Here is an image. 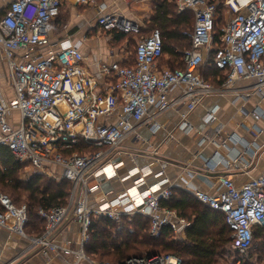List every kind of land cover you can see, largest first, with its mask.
Here are the masks:
<instances>
[{
  "label": "built area",
  "instance_id": "obj_1",
  "mask_svg": "<svg viewBox=\"0 0 264 264\" xmlns=\"http://www.w3.org/2000/svg\"><path fill=\"white\" fill-rule=\"evenodd\" d=\"M97 2L0 0V65L6 63L13 95L10 98L0 86V146L7 147L36 176L68 181L72 188L67 206L37 211L44 224L39 237L25 232L26 206L16 207L0 194V228L29 240L30 247L40 248L45 258L74 255L73 264L88 259L84 244L93 219L117 223L122 218L140 215L149 219L152 238H159L162 230L168 228L178 241L185 238L190 227L177 211L160 205L171 197L172 189L166 186V180H159L163 168L157 173L149 166L126 170L123 163L112 162L121 155L118 150L128 138L144 144L145 132L151 135L160 129L156 117L180 106L186 111L180 114L179 128L189 131L188 114L205 98L231 89L237 81L250 82L252 95L264 100V0H225L226 20L219 42L214 38L216 3L175 0L177 14L189 10L193 15L192 29L187 34L190 46L182 52L183 67L170 70L158 66L163 57V41L160 32L153 30L136 42L131 66L115 60L98 64L101 84L84 67L79 44L69 39H50L52 22L69 4L96 6V24L101 32L140 33V27L133 22L104 14L105 7ZM210 54L212 65L225 77L219 87L199 74ZM12 111L19 114L15 125L9 122ZM260 115L259 112L254 118ZM212 119L210 114L207 121ZM149 178L155 182L149 183ZM112 179H131L132 186L117 196H95L102 181ZM184 190L199 203L223 214L231 233L232 251L247 252L252 245L253 229L264 228V170L241 186L221 177L218 191L213 194ZM70 220L81 229L80 250L76 252L53 241L58 229ZM89 262L181 264L171 255Z\"/></svg>",
  "mask_w": 264,
  "mask_h": 264
},
{
  "label": "crops",
  "instance_id": "obj_2",
  "mask_svg": "<svg viewBox=\"0 0 264 264\" xmlns=\"http://www.w3.org/2000/svg\"><path fill=\"white\" fill-rule=\"evenodd\" d=\"M149 1L98 0L97 5L105 7L104 14L119 15L141 29L146 27L145 20L162 4L161 1L151 0L150 9ZM63 17H66L64 25L60 19ZM97 17L96 6L64 5L53 21L61 22L60 29L57 30L52 22L50 39L52 42L69 39L79 44L85 58L84 67L101 84L103 79L98 73L100 62L115 60L125 66L132 64L128 65L124 56L129 38L114 42L111 32L100 34ZM111 40L115 45L110 43ZM251 86L250 82L237 81L231 89L205 98L188 114L186 121L191 128L187 132L179 128L182 122L180 114L186 111L184 106L157 116L155 121L160 129L151 135L145 132L144 144L128 138L118 150L121 155L112 162L123 163L126 170L149 166L153 173H157L163 168V176L159 180H166L167 187L183 192L190 189L213 194L218 191L221 177L230 179L236 186L259 177L264 170V100L252 95ZM259 112L260 117L255 119L254 115ZM210 114L213 119L207 121ZM148 181L155 182L152 178ZM102 182L100 191L95 194L97 197L117 196L132 186L131 179ZM67 223L58 229L53 241L76 252L81 245L80 225L73 220ZM30 246L29 240L0 228V264L75 263L74 255L45 258L40 248ZM89 261V258L82 259L78 264H91Z\"/></svg>",
  "mask_w": 264,
  "mask_h": 264
},
{
  "label": "trees",
  "instance_id": "obj_3",
  "mask_svg": "<svg viewBox=\"0 0 264 264\" xmlns=\"http://www.w3.org/2000/svg\"><path fill=\"white\" fill-rule=\"evenodd\" d=\"M174 1L162 0L160 8L150 19L145 20L146 27L141 28L140 33L135 35V37L147 36L153 30H158L163 41V57L164 55L169 57L164 65L170 70L183 67L182 52L190 46L187 34L193 25L192 13L185 10L177 14ZM224 1L210 0L211 3L217 4L218 12L214 25L215 42H219L220 29L224 26L222 23V27L217 29L225 12ZM111 34L114 42H121L131 37L119 31H112ZM132 37L129 39H134ZM134 55L135 50L132 62L128 65L133 64ZM163 57L158 61L159 67H163ZM212 57L213 55L210 54L207 62L199 69V74L213 86H221L225 77L212 65ZM22 168V163L13 157L9 149L0 146V194L7 196L16 207L26 206L28 222L25 232L30 237H39L43 232L44 224L37 216V211L39 209L49 211L67 206L71 183L64 180L56 183L35 175L22 180L19 176ZM160 205L162 208L177 211L190 223L183 240H174L168 228L162 230L159 238H152L149 235V219L140 215L131 218L134 228L122 227L120 230H117V223L105 218H97L92 220L88 230L89 238L84 244L85 255L91 261H95L93 257H112L114 261L110 262H123L144 255H171L178 258L181 264H252V260L264 263V228L253 229L252 244L254 239L257 243L253 254L248 252L244 257L237 251L229 250L231 233L222 213L211 210L191 195L176 188L171 189V197L162 201ZM261 239L263 241L259 242ZM231 256L232 260L228 261V257Z\"/></svg>",
  "mask_w": 264,
  "mask_h": 264
},
{
  "label": "rangeland",
  "instance_id": "obj_4",
  "mask_svg": "<svg viewBox=\"0 0 264 264\" xmlns=\"http://www.w3.org/2000/svg\"><path fill=\"white\" fill-rule=\"evenodd\" d=\"M158 1H161L162 2V0H158ZM173 3H175V1L173 2ZM149 5L150 6H148L150 9H151V0L149 1ZM59 19V18H58ZM61 19V21L63 22V24L62 25H64L65 24V20H66V17H63V18H60ZM148 19H150V17L148 18ZM148 19H146V20H148ZM224 20H226V10H225V12H224V14H223V18H222V20L218 23V25H217V29H219V28H221L222 27V23H224ZM61 22H59V20H56L55 22H53V25L55 26V28L57 29V30H59L60 29V27H59V24H60ZM57 24H58V26H57ZM60 26H61V24H60ZM100 34H102V35H104V32H101ZM128 35V34H127ZM109 36H110V34H109ZM129 36H131L132 37V35H129ZM131 37H129V38H131ZM134 37V36H133ZM142 37V36H141ZM111 38H113V36H111ZM135 39L133 40V39H129V40H127V43H126V45H125V49H124V52H125V57H127V61H128V63H131L132 62V56H133V54H134V50H135V46H136V42L139 40V38L140 37H134ZM127 39V38H126ZM111 44H114V42L111 40V42H110ZM115 45V44H114ZM169 59V57H168V55H164V57H163V60H162V63H163V67H165V68H168V66L167 65H164V63L165 62H167V60ZM0 86L2 87V89H4V90H6L7 92H8V94L10 95V98H13V95H12V91H11V88H10V83H9V81H8V78H7V70H6V63L5 62H1V65H0ZM18 112L17 111H12L11 113H10V115H9V117H10V119H9V122H10V124H16L17 123V121H18ZM129 154V153H128ZM127 154V155H128ZM127 156H125L124 158H123V160L126 158ZM23 165V168H22V170H21V172H20V174H19V176H20V178L22 179V180H25L26 178H29V177H31V176H34L35 174L33 173V171L29 168V167H27L25 164H22ZM36 176V175H35ZM40 177H43V178H47V177H44V176H40ZM49 179V178H48ZM51 180V179H50ZM101 179H99V181H100ZM52 181H54V180H52ZM54 182H56V181H54ZM56 183H58V182H56ZM90 183V179L88 180V184ZM71 190H72V188H71ZM1 194H3V193H1ZM70 199V198H69ZM68 224V223H67ZM66 224V225H67ZM65 225V226H66ZM149 225H150V221H149ZM64 226V227H65ZM122 227H124V228H126V227H129V228H134L133 227V221H131V218L130 219H127V218H122V220L121 221H119V222H117V230H120ZM176 241H178V240H176ZM263 240L261 239L259 242H262ZM257 243V240H255L254 239V242H253V244H252V247H251V249H250V251L248 250L247 252H244V253H239V254H241V255H243L244 257H246L247 256V254H248V252L249 253H252L253 254V251H254V249H255V244ZM230 247V246H229ZM229 250L231 251V252H233L230 248H229ZM93 260H95L94 262H101V261H108V262H110V261H114V259L112 258V257H108V258H106V257H104V258H100V257H93ZM228 261H231L232 260V256L231 257H228V259H227ZM222 263V262H221ZM252 264H261V263H257L255 260H252ZM264 264V263H263Z\"/></svg>",
  "mask_w": 264,
  "mask_h": 264
}]
</instances>
